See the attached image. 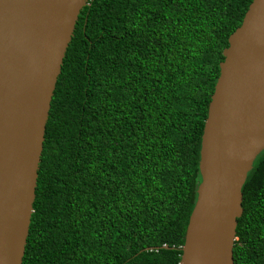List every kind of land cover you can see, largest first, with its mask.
Wrapping results in <instances>:
<instances>
[{"label":"trees","instance_id":"16d2710c","mask_svg":"<svg viewBox=\"0 0 264 264\" xmlns=\"http://www.w3.org/2000/svg\"><path fill=\"white\" fill-rule=\"evenodd\" d=\"M251 0H87L50 100L21 264H178L227 39ZM233 264H264V150Z\"/></svg>","mask_w":264,"mask_h":264},{"label":"water","instance_id":"95a60500","mask_svg":"<svg viewBox=\"0 0 264 264\" xmlns=\"http://www.w3.org/2000/svg\"><path fill=\"white\" fill-rule=\"evenodd\" d=\"M87 0H0V264H21L50 100ZM178 264H233L241 187L264 150V0L229 35Z\"/></svg>","mask_w":264,"mask_h":264}]
</instances>
